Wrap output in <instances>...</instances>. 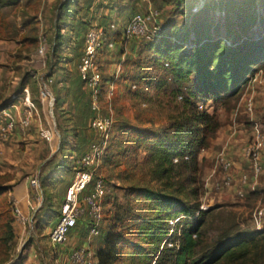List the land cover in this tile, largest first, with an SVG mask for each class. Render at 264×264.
I'll return each mask as SVG.
<instances>
[{"label": "rangeland", "instance_id": "1", "mask_svg": "<svg viewBox=\"0 0 264 264\" xmlns=\"http://www.w3.org/2000/svg\"><path fill=\"white\" fill-rule=\"evenodd\" d=\"M203 2L204 0H79L81 8L77 23L64 36L68 44L57 56L52 57L49 53L55 33L58 0L51 2V6L48 0H0V19L7 22L6 27L9 29L4 33L9 37L0 40V104L12 99L13 104L20 111L23 110L20 81L22 77H26L35 81V87L27 88L39 110V117L35 116L28 128H16L6 137L0 135V185L7 187L0 196V206L4 198L13 201V188L23 182L29 183V179L36 174L42 195V206H39L42 209L34 216L35 241L32 249L28 242L18 250L14 239L10 250L0 251V264H74L68 253L50 243L49 232L57 221L66 188L74 177L77 168L75 160L98 137L90 127L92 112L89 90L77 71L87 28L106 26L109 22H114L120 28L133 13L155 9L159 13L158 23L168 30L176 28L183 29V32L186 25L194 23L198 32L207 36L212 33L224 35L228 32L231 38L236 30L241 33V38L264 34V0H254L251 6L247 4L248 0H229L215 9L210 8L208 12L192 15L190 9L196 12ZM209 3L213 4L212 0ZM254 16L261 20L249 29L248 21ZM242 25L247 28L242 30ZM108 36L115 38L111 32ZM42 37H45L46 66L40 73L53 72L50 88L55 95L53 114L58 130L49 143L39 135V128L51 119L39 100L38 82L33 77L41 65L42 57L36 52V42L37 38L39 42ZM113 43L112 48L103 49L98 57L103 80L100 106L105 115H111L113 124L111 139L98 169L107 193L102 200V233L88 241L90 249L95 253L101 246L105 231L113 227L116 211L121 213L122 207L126 206V191L129 186L161 188V180L152 175V163L146 159L145 149L134 146L136 131L161 132L182 110V100L173 93L170 77L165 69L167 65L158 59V55L146 43L138 38ZM117 70L118 77L115 78ZM257 72L258 78L250 79L243 87L241 98L234 108L216 111L222 126L234 124L236 128L243 130L242 135L246 138L243 145L252 137L254 122L264 125V69ZM132 84H136V88H132ZM248 101L252 103L251 111L246 107ZM198 108L203 109L204 106ZM0 124H3L1 113ZM242 146H237L233 151L238 159L227 154L234 165L239 166V170L246 168L241 155ZM199 174L203 182L199 200L207 209L212 208L201 226L204 244H215L223 233L251 229V210L257 204L264 203V177L257 187L261 191L239 199L235 194L232 197L230 193L231 197H223L226 192L235 193L233 188L222 191L209 189L200 166ZM220 178L221 175L213 183ZM86 193L87 191L83 192ZM148 204L147 201L139 203L143 213L149 211ZM49 209L52 213H48ZM84 218L86 217L78 220L69 236L86 235L88 219ZM177 224L178 222L173 228L170 225L171 231L175 230ZM14 225L16 224L13 223V227ZM119 225L117 224L118 229H121ZM29 253L31 258L27 261ZM251 263L250 260L245 262Z\"/></svg>", "mask_w": 264, "mask_h": 264}, {"label": "trees", "instance_id": "2", "mask_svg": "<svg viewBox=\"0 0 264 264\" xmlns=\"http://www.w3.org/2000/svg\"><path fill=\"white\" fill-rule=\"evenodd\" d=\"M210 1L204 0L196 12L191 8V14L208 12L229 0H212L211 5ZM253 3L254 0H248L247 4ZM57 8L49 53L52 57L67 46L65 33L73 30L81 5L79 0H58ZM260 20L258 16L250 18L247 27L250 29ZM6 25L0 19V40L9 37L4 34L9 30ZM247 27L242 25L241 29ZM182 30H168L159 24L151 40L138 38L167 65L165 69L174 95L182 100V110L161 132L136 131L134 146L145 149V157L152 163V175L161 180V188L128 187L127 204L121 213L116 211L113 227L103 234L96 250V264H245L247 260L264 264V226L223 233L215 244H204L201 226L212 208H200L203 182L198 162L199 152L210 146L222 127L216 111L234 108L243 87L257 71L264 69V34L241 38L236 30L231 38L228 32L207 36L201 35L194 23ZM113 34L114 42L126 41L120 28ZM25 86L35 87V81L22 77L21 91ZM10 102L3 101L0 111ZM199 105L204 108L199 109ZM6 189L0 185V196ZM259 191L249 190L246 197ZM143 201L149 202L147 213L139 206ZM1 202L0 251L7 252L15 239L14 205L8 198ZM178 216L180 223L173 232L169 221ZM117 224H121V229ZM168 242L172 245L168 246Z\"/></svg>", "mask_w": 264, "mask_h": 264}, {"label": "built area", "instance_id": "3", "mask_svg": "<svg viewBox=\"0 0 264 264\" xmlns=\"http://www.w3.org/2000/svg\"><path fill=\"white\" fill-rule=\"evenodd\" d=\"M158 16L159 13L155 9H149L143 13H133L127 22L120 27L122 38L129 40L131 38L144 37L151 40L159 29ZM117 29V24L109 22L106 26H91L84 33L83 48L77 64V70L80 79L90 93V108L92 111L90 127L97 133L98 137L75 160L77 168L74 171V177L66 188L57 221L49 232V241L56 246L67 243L70 232L76 227L81 217L88 219L87 241L102 233L101 224L104 218L102 200L107 193V189L98 169L102 164V157L111 139L113 120L111 115L103 113L100 106L103 80L98 57L103 49L113 47L114 39L108 36V33H114ZM44 42L45 37L40 38L36 52L42 57L41 65L37 72L33 74V77L38 82L39 100L51 119L47 120L39 128V135L49 143L58 133V130L53 114L55 95L50 88V84L53 81L52 76L47 73H40L41 69L46 66V59L44 58L46 46ZM117 77L118 70L115 74V78ZM257 78L258 72L251 79L256 80ZM131 87L136 88V84H132ZM22 105V111L13 103L1 109L0 113L3 119V124H0L1 136L6 137L8 133H11L16 128L26 129L35 116L39 117V110L27 87L23 88ZM199 107L201 108V105ZM246 107L248 111H251V101L246 103ZM241 155L246 163V168L243 170H239L234 165V161L227 157L225 150L220 152L218 163L222 174L221 178L213 183L214 190L222 191L233 188L235 189L236 197L244 199L248 195L249 190H255L259 186L262 177H264V126L261 123L254 122L252 137L247 144L242 146ZM28 184L35 200L34 206L38 207L41 205L42 200L38 175H33L29 179ZM85 191L87 193L83 194ZM13 204L16 203L13 202ZM200 208L203 210L207 209L202 204ZM14 218L22 226H27L30 222L16 205H14ZM180 219L181 216H178L170 220L169 224L173 228L174 224L179 222ZM249 220L253 228L260 229L264 226V203L257 204L251 210ZM167 245L170 246L172 243L168 242ZM69 259L75 264H96L97 262L96 253L90 249L89 245L72 249ZM151 264H154V262Z\"/></svg>", "mask_w": 264, "mask_h": 264}, {"label": "crops", "instance_id": "4", "mask_svg": "<svg viewBox=\"0 0 264 264\" xmlns=\"http://www.w3.org/2000/svg\"><path fill=\"white\" fill-rule=\"evenodd\" d=\"M55 1L56 0H52V1L48 0L50 6H51V2H55ZM52 73L53 72L50 73L48 72L47 74L53 75ZM10 100L12 99L5 100V102L9 103ZM242 133L243 130L241 128H236V125L234 124L224 125L219 129L216 137L211 140L210 146L205 149H202L199 152L198 154L199 166L203 168V172H204L203 179L207 183L209 189L213 188V180H215L216 177L221 175L222 170L218 163V155L220 154V152L225 150L226 154L228 155L231 154V156L235 157V159H238L233 151L234 148L236 149L237 146H242L243 143L245 142L246 138H244ZM238 164L240 163L238 162ZM229 193L231 194L232 197H234L235 193L232 192H226L225 194H223V197L230 196ZM11 195L13 197L12 198L13 202L16 203L14 205H16L20 209L22 214L26 216L30 221L27 226H22L14 220V224L17 225V226L14 225L15 240L17 243L16 248L19 250L23 248L26 243L29 242L28 245L30 244V247L32 249L33 243L35 241V232H34V226L36 223L35 217L37 215L36 213H39L42 208L39 206L38 207L34 206L35 200L33 198V193L29 188V184L26 182L25 183L23 182L22 184L20 183V185L14 187L11 192ZM48 213H52V210L49 209ZM85 245H89V242L86 239V235H81L79 237L76 234H71V236H69L68 238L67 243L61 246H57L58 247L57 249H61L64 252L68 253V257H69V254L72 249L78 246H85ZM30 258L31 255L29 253L27 254L26 260L28 261L30 260Z\"/></svg>", "mask_w": 264, "mask_h": 264}]
</instances>
